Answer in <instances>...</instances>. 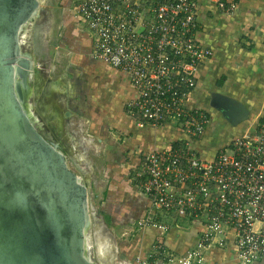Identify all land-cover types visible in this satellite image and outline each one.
<instances>
[{
  "label": "built area",
  "instance_id": "obj_1",
  "mask_svg": "<svg viewBox=\"0 0 264 264\" xmlns=\"http://www.w3.org/2000/svg\"><path fill=\"white\" fill-rule=\"evenodd\" d=\"M217 6L226 14L236 8L234 0ZM74 16L88 29L92 58L127 75L135 95L126 114L136 127L173 122L190 139L204 133L207 114L187 106L198 65L211 55L195 36L196 0H76ZM137 178L149 202L138 228L168 231L157 221L161 214L198 221L201 228L184 254L157 240L133 264H203L213 248H230L237 264L264 262V120L212 161L185 142L145 154Z\"/></svg>",
  "mask_w": 264,
  "mask_h": 264
},
{
  "label": "crops",
  "instance_id": "obj_2",
  "mask_svg": "<svg viewBox=\"0 0 264 264\" xmlns=\"http://www.w3.org/2000/svg\"><path fill=\"white\" fill-rule=\"evenodd\" d=\"M217 1L196 0L195 36L211 52V55L198 65L196 86L187 103L188 108L202 110L208 116V124L199 138H188L173 122L136 127L126 114V105L135 95L127 75L93 60L89 65L93 70V78L97 79V85L100 87L101 96L98 103L92 104L94 108L87 111L84 105L79 108L77 104L70 102L72 108H79L83 112L82 118H78L75 112H65L72 124L75 122L80 128L72 130V133H78L80 137L77 148L81 156H89L88 159L79 161L80 167H92L93 164L95 168H115V174L109 184V194L116 195L114 191L117 190L118 194L126 193L125 197L130 198L129 202L138 199V205H128L127 213L135 211L139 218L144 215L149 204L138 190L137 178L141 172V159L145 154L165 152L185 142L202 159L212 161L217 152L232 139L247 133L251 127L264 119V0H234L236 8L230 14L220 11ZM82 37L87 40L91 54L90 38ZM53 83L57 85L56 82ZM69 87L72 88V85ZM58 91L53 92L54 100L58 99L62 88L59 93ZM212 94L227 96L240 102L248 110V118L235 125L229 124L220 112L210 106ZM95 109H98V114H95ZM95 127L99 131L98 136L86 134V131L89 132ZM92 151L102 154L95 164L94 159L97 158ZM109 151L112 155L108 154ZM89 159L90 163L87 162ZM130 171L133 186L131 192L127 193L124 188L128 184L124 179ZM157 221L166 224L168 231L161 234L152 227L136 230L138 234L134 236L133 241L124 246L127 254L119 256L120 264H133L136 258H146L157 240H161L164 248L176 255L184 254L194 247L201 228L198 221L165 214L157 217ZM99 230L100 235H105L104 228ZM113 243L116 244V251L117 242ZM234 259L230 248H214L205 252L203 264H236Z\"/></svg>",
  "mask_w": 264,
  "mask_h": 264
},
{
  "label": "water",
  "instance_id": "obj_3",
  "mask_svg": "<svg viewBox=\"0 0 264 264\" xmlns=\"http://www.w3.org/2000/svg\"><path fill=\"white\" fill-rule=\"evenodd\" d=\"M39 4L0 0V264H98L86 240L87 186L32 113L39 70L22 35ZM210 106L231 125L249 115L227 96L212 94Z\"/></svg>",
  "mask_w": 264,
  "mask_h": 264
},
{
  "label": "rangeland",
  "instance_id": "obj_4",
  "mask_svg": "<svg viewBox=\"0 0 264 264\" xmlns=\"http://www.w3.org/2000/svg\"><path fill=\"white\" fill-rule=\"evenodd\" d=\"M39 2L38 16H35L27 26L26 36L22 40L24 48L40 63L39 74L37 72L34 78H41L43 81L39 88L38 98L34 97V100H37L31 99L32 113L37 123L40 124V131L47 134L52 141L62 144L65 148L68 167L83 179L87 186L90 218L87 247L90 259L98 264H120L119 256L127 254L124 249L125 244H130L134 236L138 234L136 230L139 228L136 220L139 214L135 211L127 213L128 205L130 203L136 205L138 199L129 202L130 198L125 197L127 194L122 192L118 194L117 190L114 191L116 195L109 194L111 193L109 184L112 182L115 168H95L93 164L92 167H80L79 161H84L89 156L86 158L81 156L77 148V141L80 137L78 133L75 135L72 133V130L80 128L75 122L72 124L65 114V112L72 111L78 115V118H82L83 112L79 109L81 105L89 111L93 107L92 104L98 103L99 96H101L100 87L97 85V79L93 78V70L89 65L91 60H98L92 59L87 40L82 37L88 38V29L84 24L82 27L75 22L74 4L76 0H39ZM53 82L57 83L58 93L62 88L57 100H54V91L48 87ZM70 84L72 88L69 87ZM70 102L77 104L79 108H72L69 105ZM94 112L99 113L98 109ZM97 131L95 127L89 132L86 131V134L90 133L96 137L99 133ZM93 153L97 158L94 159L95 164L101 159L102 154L95 153V151ZM108 154L112 155L111 151ZM103 157L105 160V155ZM87 162L90 163V159ZM125 176L124 181L128 185L124 191L127 190L126 192L130 193L133 186L131 171ZM99 228L105 229V235H100ZM104 241H107V246L101 254L100 243ZM115 241L118 247L116 248L117 253L114 250L116 244L113 242ZM114 257L116 260H113Z\"/></svg>",
  "mask_w": 264,
  "mask_h": 264
},
{
  "label": "bare ground",
  "instance_id": "obj_5",
  "mask_svg": "<svg viewBox=\"0 0 264 264\" xmlns=\"http://www.w3.org/2000/svg\"><path fill=\"white\" fill-rule=\"evenodd\" d=\"M25 36H26V30L24 31V33H23V35H22V40L25 38ZM36 66H37V69L39 70V68H40V63L38 62V61H36ZM38 72V71H37ZM36 72V73H37ZM35 73V74H36ZM35 74L33 75V76H35ZM35 82H36V86H35V89H34V93H33V91H32V97L34 98H38L37 96H38V94H39V88H40V86L42 85V83H43V81H42V79L40 78V79H36L35 78ZM40 80V81H39ZM48 85V84H47ZM49 88H51L54 92L56 91H58V88H57V85H54L53 83H51L49 86H48ZM46 110L48 109V107L47 108H45ZM55 122V121H54ZM86 238H87V234H86ZM87 240V239H86ZM113 260H116V258L114 257V259Z\"/></svg>",
  "mask_w": 264,
  "mask_h": 264
},
{
  "label": "clouds",
  "instance_id": "obj_6",
  "mask_svg": "<svg viewBox=\"0 0 264 264\" xmlns=\"http://www.w3.org/2000/svg\"><path fill=\"white\" fill-rule=\"evenodd\" d=\"M107 246V241L101 242L100 243V251L101 254H103L105 247Z\"/></svg>",
  "mask_w": 264,
  "mask_h": 264
},
{
  "label": "trees",
  "instance_id": "obj_7",
  "mask_svg": "<svg viewBox=\"0 0 264 264\" xmlns=\"http://www.w3.org/2000/svg\"><path fill=\"white\" fill-rule=\"evenodd\" d=\"M264 120V119H263Z\"/></svg>",
  "mask_w": 264,
  "mask_h": 264
}]
</instances>
